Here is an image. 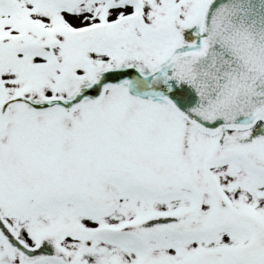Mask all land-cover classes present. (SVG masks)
Wrapping results in <instances>:
<instances>
[{
	"label": "snow or ice",
	"instance_id": "obj_1",
	"mask_svg": "<svg viewBox=\"0 0 264 264\" xmlns=\"http://www.w3.org/2000/svg\"><path fill=\"white\" fill-rule=\"evenodd\" d=\"M0 264H264V0H0Z\"/></svg>",
	"mask_w": 264,
	"mask_h": 264
}]
</instances>
